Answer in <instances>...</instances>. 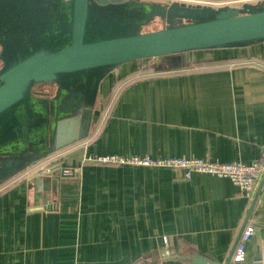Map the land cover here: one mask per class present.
Listing matches in <instances>:
<instances>
[{"label": "crops", "instance_id": "obj_1", "mask_svg": "<svg viewBox=\"0 0 264 264\" xmlns=\"http://www.w3.org/2000/svg\"><path fill=\"white\" fill-rule=\"evenodd\" d=\"M98 100L89 135L53 155L56 192L43 173L35 191L36 166L0 184V264H191L195 252L225 264L250 210L237 264H264L261 182L247 196L225 176L100 160L264 158V42L123 63Z\"/></svg>", "mask_w": 264, "mask_h": 264}, {"label": "water", "instance_id": "obj_2", "mask_svg": "<svg viewBox=\"0 0 264 264\" xmlns=\"http://www.w3.org/2000/svg\"><path fill=\"white\" fill-rule=\"evenodd\" d=\"M43 1L0 0V184L87 137L101 83L119 65L264 42L260 0L242 7L213 0H58L43 5L53 14L48 25H33L27 18L40 15ZM156 20L165 22L163 28L143 31ZM39 83L54 84L53 93L40 87L34 94ZM61 172L55 162L41 166L32 175L35 191L43 190L40 174ZM58 176L51 180L54 192ZM263 186L264 176L260 191ZM183 257L191 264H220L196 252Z\"/></svg>", "mask_w": 264, "mask_h": 264}, {"label": "built area", "instance_id": "obj_3", "mask_svg": "<svg viewBox=\"0 0 264 264\" xmlns=\"http://www.w3.org/2000/svg\"><path fill=\"white\" fill-rule=\"evenodd\" d=\"M250 1L256 2L259 0ZM100 160L107 163L169 167L177 170H184L186 178H190L194 173H206L216 176H225L229 177L233 181V183L237 185L247 196H251L255 193L259 183L264 176V158L255 160L250 163H243L236 160L232 162H215L206 160L204 158H151L149 156L123 157L118 155H111L103 157ZM64 172L65 174H68L70 173V170L65 169ZM253 233L254 227L252 225H247L243 230L239 242L236 246V250L232 256V261L234 264L245 260L246 243L251 238Z\"/></svg>", "mask_w": 264, "mask_h": 264}, {"label": "flooded vegetation", "instance_id": "obj_4", "mask_svg": "<svg viewBox=\"0 0 264 264\" xmlns=\"http://www.w3.org/2000/svg\"><path fill=\"white\" fill-rule=\"evenodd\" d=\"M44 3H39L38 4V10L39 11H41V13H40V15H36V16H31L30 18L28 17L27 19L30 21V23H32L33 25H38V26H44V25H48V23H49V20L51 19V17H53V14L51 15H47L46 14V11L48 10L47 8L46 9H43V5L44 4H49V3H52V4H55V3H57L58 2V0H44L43 1ZM47 2V3H46ZM54 85V84H53ZM52 85V83H48V84H43V83H39V84H36L35 86H34V88H33V93L34 94H36L37 92H38V88H40V87H43V86H49V88L51 89V93H53V91H54V89H55V87ZM70 137V139L71 138H73V136L71 137V135H69V136H66V137H64V139L65 138H69ZM64 142H66L65 140H61L60 141V144H62V143H64ZM69 146V145H68ZM3 148H5L6 149V147H3ZM7 148H9V150L10 151H12V152H16V148L14 147H11V146H9V147H7ZM11 148V149H10ZM4 149V150H5ZM61 150V149H60ZM56 153V152H55ZM2 156V155H1ZM2 157H7L6 155L5 156H2ZM1 158V157H0ZM53 155H51V156H47V157H44V158H41V159H37L36 161H33V162H30V166H32L33 165V163L35 164V165H38L39 163H44L45 161V163H52V161H54L53 160ZM50 159V160H49ZM29 161V160H28ZM30 166H28V167H30ZM32 167H35V166H32ZM36 168L37 169H39L40 168V166L38 165V166H36Z\"/></svg>", "mask_w": 264, "mask_h": 264}, {"label": "rangeland", "instance_id": "obj_5", "mask_svg": "<svg viewBox=\"0 0 264 264\" xmlns=\"http://www.w3.org/2000/svg\"><path fill=\"white\" fill-rule=\"evenodd\" d=\"M157 23H154V22H152V23H150V24H148L147 26H145L144 28H143V31H153V30H158V29H161V28H163V27H160V25H156ZM46 90H50L51 91V89L49 88V86H43ZM42 88V87H41ZM40 89V88H39ZM38 89V90H39ZM52 155H54V154H52ZM54 157V156H53ZM50 160V159H49ZM46 162V161H45ZM42 163V162H41ZM40 164V163H39ZM32 166H38V165H35L34 163H33V165ZM32 166H30V167H32ZM32 169H35V168H31L30 170H32ZM26 170H28V168H25V172L23 171L21 174H19V175H17V177H19L20 175H22V174H25L26 173ZM2 185V184H1Z\"/></svg>", "mask_w": 264, "mask_h": 264}, {"label": "trees", "instance_id": "obj_6", "mask_svg": "<svg viewBox=\"0 0 264 264\" xmlns=\"http://www.w3.org/2000/svg\"><path fill=\"white\" fill-rule=\"evenodd\" d=\"M237 5H240V6H242L243 5V3H238ZM175 55H177V54H175ZM145 60V59H144ZM146 60H149V61H151V58H147ZM201 63H203V62H197V64H201ZM153 66V65H152ZM152 66H150V62L148 63V65H147V67L145 68V69H147V70H153L154 71V67H152ZM143 70V69H142ZM62 168V167H61ZM64 169V168H63ZM25 170V169H24ZM24 170H21V171H19L18 173H16L14 176H16V175H18L19 173H22ZM14 176H12V177H14ZM11 177V178H12ZM10 179V178H9ZM8 179V180H9ZM7 181V180H6Z\"/></svg>", "mask_w": 264, "mask_h": 264}]
</instances>
